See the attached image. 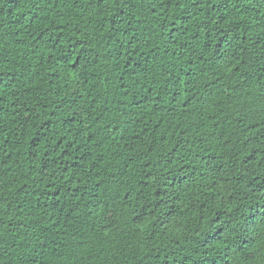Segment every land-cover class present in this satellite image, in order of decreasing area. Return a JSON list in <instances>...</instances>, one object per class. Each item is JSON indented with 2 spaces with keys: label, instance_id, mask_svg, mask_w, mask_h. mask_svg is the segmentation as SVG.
I'll list each match as a JSON object with an SVG mask.
<instances>
[{
  "label": "trees",
  "instance_id": "obj_1",
  "mask_svg": "<svg viewBox=\"0 0 264 264\" xmlns=\"http://www.w3.org/2000/svg\"><path fill=\"white\" fill-rule=\"evenodd\" d=\"M0 264H264V0H0Z\"/></svg>",
  "mask_w": 264,
  "mask_h": 264
}]
</instances>
